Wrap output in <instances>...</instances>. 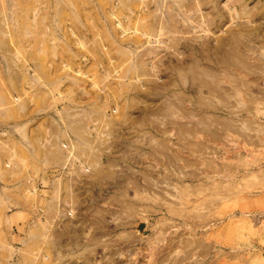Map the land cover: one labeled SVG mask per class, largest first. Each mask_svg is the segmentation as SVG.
Instances as JSON below:
<instances>
[{"label": "rangeland", "instance_id": "rangeland-1", "mask_svg": "<svg viewBox=\"0 0 264 264\" xmlns=\"http://www.w3.org/2000/svg\"><path fill=\"white\" fill-rule=\"evenodd\" d=\"M0 190V264H264V0H0Z\"/></svg>", "mask_w": 264, "mask_h": 264}, {"label": "crops", "instance_id": "crops-1", "mask_svg": "<svg viewBox=\"0 0 264 264\" xmlns=\"http://www.w3.org/2000/svg\"><path fill=\"white\" fill-rule=\"evenodd\" d=\"M0 200H4V198H3V195H2V193H1V190H0ZM6 200V199H5ZM4 200V203H5V206L7 207V206H10V204H11V200H7V201H5Z\"/></svg>", "mask_w": 264, "mask_h": 264}, {"label": "bare ground", "instance_id": "bare-ground-1", "mask_svg": "<svg viewBox=\"0 0 264 264\" xmlns=\"http://www.w3.org/2000/svg\"><path fill=\"white\" fill-rule=\"evenodd\" d=\"M150 28V27H149ZM150 30V29H149ZM146 34V33H145ZM149 36V35H148Z\"/></svg>", "mask_w": 264, "mask_h": 264}]
</instances>
